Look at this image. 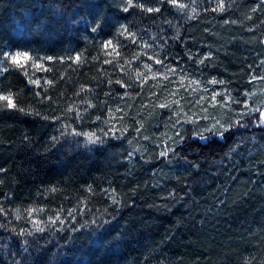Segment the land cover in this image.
Returning a JSON list of instances; mask_svg holds the SVG:
<instances>
[{
	"label": "trees",
	"instance_id": "trees-1",
	"mask_svg": "<svg viewBox=\"0 0 264 264\" xmlns=\"http://www.w3.org/2000/svg\"><path fill=\"white\" fill-rule=\"evenodd\" d=\"M262 113L264 0H0V264H264Z\"/></svg>",
	"mask_w": 264,
	"mask_h": 264
},
{
	"label": "rangeland",
	"instance_id": "rangeland-1",
	"mask_svg": "<svg viewBox=\"0 0 264 264\" xmlns=\"http://www.w3.org/2000/svg\"><path fill=\"white\" fill-rule=\"evenodd\" d=\"M13 58H15L17 61H20V60L22 61L23 60V58H22V56L20 54H14Z\"/></svg>",
	"mask_w": 264,
	"mask_h": 264
},
{
	"label": "snow or ice",
	"instance_id": "snow-or-ice-1",
	"mask_svg": "<svg viewBox=\"0 0 264 264\" xmlns=\"http://www.w3.org/2000/svg\"><path fill=\"white\" fill-rule=\"evenodd\" d=\"M173 2H175V0H173ZM9 106H13L12 103H11V100H9ZM262 115H264V113H262Z\"/></svg>",
	"mask_w": 264,
	"mask_h": 264
}]
</instances>
